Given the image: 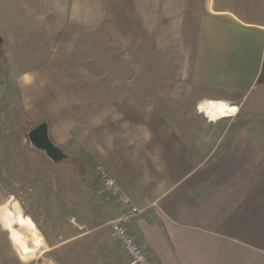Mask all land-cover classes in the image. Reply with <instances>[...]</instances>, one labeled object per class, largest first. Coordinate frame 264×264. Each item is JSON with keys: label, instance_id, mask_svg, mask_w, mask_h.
Listing matches in <instances>:
<instances>
[{"label": "rangeland", "instance_id": "rangeland-1", "mask_svg": "<svg viewBox=\"0 0 264 264\" xmlns=\"http://www.w3.org/2000/svg\"><path fill=\"white\" fill-rule=\"evenodd\" d=\"M203 4L0 0V264H128L120 244L109 236L117 206L78 180L68 158L54 163L31 145L29 132L45 120L38 117L33 88L26 87L22 97L17 81L25 73L37 74L53 99L82 120L91 117L86 110L97 93L143 98L182 114L193 108L200 112L208 97L239 103L236 94L192 84ZM258 71L244 104L264 117V61ZM256 74L250 69L246 82ZM108 82H116V88H107ZM14 94L20 95L19 103ZM209 103L203 110L215 120L238 114L237 107ZM259 124L264 127L263 120ZM78 207L86 209L83 218ZM93 227L98 229L88 234Z\"/></svg>", "mask_w": 264, "mask_h": 264}, {"label": "crops", "instance_id": "crops-1", "mask_svg": "<svg viewBox=\"0 0 264 264\" xmlns=\"http://www.w3.org/2000/svg\"><path fill=\"white\" fill-rule=\"evenodd\" d=\"M203 5L192 84L238 95L239 103L223 96L204 101L237 107V115L215 120L204 112L206 105L182 114L108 92L92 97L86 110L91 117L82 120L53 99L37 74L25 73L17 83L22 97L26 87L33 88L38 117L77 179L100 198L96 169L102 167L142 211L129 227L155 264H264V117L244 104L264 61V0ZM249 56L257 74L246 82ZM103 197L116 206L115 199ZM78 210L83 218L86 209ZM93 210H99L96 203ZM111 215L113 221L120 210Z\"/></svg>", "mask_w": 264, "mask_h": 264}, {"label": "built area", "instance_id": "built-area-1", "mask_svg": "<svg viewBox=\"0 0 264 264\" xmlns=\"http://www.w3.org/2000/svg\"><path fill=\"white\" fill-rule=\"evenodd\" d=\"M208 113H205L207 116ZM102 189L100 195L108 196L116 200V206L120 210V215L108 223L110 239L118 242L123 249L128 264H155L152 255L144 248L141 241L132 233L129 222L139 216V210L132 199L122 190L114 178L102 167L96 169ZM72 223L80 230V226L75 219Z\"/></svg>", "mask_w": 264, "mask_h": 264}, {"label": "water", "instance_id": "water-1", "mask_svg": "<svg viewBox=\"0 0 264 264\" xmlns=\"http://www.w3.org/2000/svg\"><path fill=\"white\" fill-rule=\"evenodd\" d=\"M2 42L3 39L0 34V44ZM28 139L36 150L44 152L54 163H60L66 158V155L62 150H60V148L50 139L48 124H40L31 130L28 134Z\"/></svg>", "mask_w": 264, "mask_h": 264}, {"label": "trees", "instance_id": "trees-1", "mask_svg": "<svg viewBox=\"0 0 264 264\" xmlns=\"http://www.w3.org/2000/svg\"><path fill=\"white\" fill-rule=\"evenodd\" d=\"M14 96H15V98L18 97V99H17L16 101H17V103H19V102H20V95H19V94H18V95H17V94H14ZM15 98H14V102H15ZM21 109H23V108H21ZM36 127H37V126H36ZM36 127H34V128H36ZM34 128H33V129H34ZM33 129H32V130H33ZM50 139H51V137H50ZM51 140H52V139H51ZM52 142H53V141H52ZM60 150H61V149H60Z\"/></svg>", "mask_w": 264, "mask_h": 264}]
</instances>
